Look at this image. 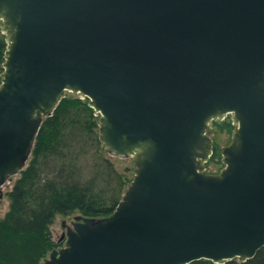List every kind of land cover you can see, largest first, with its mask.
Listing matches in <instances>:
<instances>
[{
    "label": "water",
    "instance_id": "water-1",
    "mask_svg": "<svg viewBox=\"0 0 264 264\" xmlns=\"http://www.w3.org/2000/svg\"><path fill=\"white\" fill-rule=\"evenodd\" d=\"M0 187L65 90L101 113L99 138L136 155L116 209L78 214L41 264H188L264 245V0H0ZM236 124L207 173L210 122Z\"/></svg>",
    "mask_w": 264,
    "mask_h": 264
},
{
    "label": "trees",
    "instance_id": "trees-1",
    "mask_svg": "<svg viewBox=\"0 0 264 264\" xmlns=\"http://www.w3.org/2000/svg\"><path fill=\"white\" fill-rule=\"evenodd\" d=\"M7 47L0 26V72ZM79 119L82 139L72 127ZM224 125L234 126L232 121ZM98 127L87 96H63L52 115L43 119L31 157L7 192L9 208L0 217V264H41L58 245L50 228L57 214L79 211L101 217L116 209L133 178L119 171L106 155ZM87 156L92 161L87 164L88 174L80 165ZM188 264H264V245L247 260L219 263L200 258Z\"/></svg>",
    "mask_w": 264,
    "mask_h": 264
},
{
    "label": "rangeland",
    "instance_id": "rangeland-1",
    "mask_svg": "<svg viewBox=\"0 0 264 264\" xmlns=\"http://www.w3.org/2000/svg\"><path fill=\"white\" fill-rule=\"evenodd\" d=\"M0 26H1V33L6 34L4 27L1 24H0ZM6 39L8 42L7 35H6ZM3 71L0 72V84H1L2 78H3V75H2ZM64 94L65 95L80 96L82 98L86 97L82 93L74 92L72 90H65ZM89 104H90V102H89ZM95 118L99 122V127L97 128V130L100 131L101 113L99 111H97L96 109H95ZM226 121H229V122L232 121L234 126L231 129H229L226 125H224ZM80 123H81L80 119L74 120L72 122L73 125L72 124L71 125L73 128H75L74 126H76L75 129H76V131H78L77 137L82 139L83 138V132L81 130L77 129V127H81ZM210 127H211V130H210L209 136L211 138V142H210V144H211V146H210L211 147V158L208 161L203 162L204 171L207 173H220L226 164L224 161L223 149L226 146L230 145L234 140V133H235V129H236V124L233 121V114L227 113L224 116H221L219 118H214L210 122ZM105 148H106V150H105L106 155L113 161L115 167L119 171L127 173V175L129 177L134 178L135 173H136L135 161H136L137 156L134 154H130V155H126V156H119V155L111 153L107 147H105ZM84 155H86V154H84ZM30 157H31V155H30ZM30 157H29V159H30ZM89 157H90V155H89ZM82 162H83V164H82ZM82 162H80V165L83 166V168L85 169V171L88 174L89 169H88L87 164H90V162L92 163V161H90L88 159V156H87V157H83ZM27 163H28V161H27ZM20 174L21 173L19 172L17 174H14V175L8 177L6 182L1 186V188L3 189V196L0 199V217L4 216L5 213L7 212L8 208H9L10 198H9L7 192L12 188L14 182L20 176ZM78 214H81V213L79 211H74L73 213H70L67 215H64V214H57L56 215L53 223L50 226L51 231H52V236L58 244L55 248H59V247L63 246L65 243L64 240L59 241L62 232L66 230L65 226H63V222L66 221L68 224H71L72 221L75 219V216ZM49 253L47 254L46 257L49 256ZM43 260H42V262H43Z\"/></svg>",
    "mask_w": 264,
    "mask_h": 264
},
{
    "label": "flooded vegetation",
    "instance_id": "flooded-vegetation-1",
    "mask_svg": "<svg viewBox=\"0 0 264 264\" xmlns=\"http://www.w3.org/2000/svg\"><path fill=\"white\" fill-rule=\"evenodd\" d=\"M3 196V189L0 187V199Z\"/></svg>",
    "mask_w": 264,
    "mask_h": 264
}]
</instances>
